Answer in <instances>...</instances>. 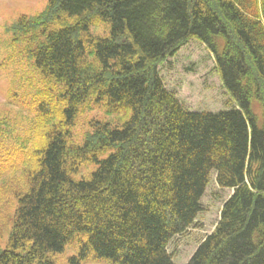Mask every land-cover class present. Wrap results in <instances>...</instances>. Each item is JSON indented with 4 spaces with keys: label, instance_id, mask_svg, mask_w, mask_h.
<instances>
[{
    "label": "trees",
    "instance_id": "16d2710c",
    "mask_svg": "<svg viewBox=\"0 0 264 264\" xmlns=\"http://www.w3.org/2000/svg\"><path fill=\"white\" fill-rule=\"evenodd\" d=\"M97 21L106 35L90 32ZM11 29L62 106L38 101L43 143L0 164L34 163L0 264H56L72 241L78 262L92 250L109 264H176L169 243L196 224L212 176L231 192L185 264H264V0H48ZM190 40L213 53L232 105L191 109L165 85L160 65ZM89 100L127 117L74 143Z\"/></svg>",
    "mask_w": 264,
    "mask_h": 264
},
{
    "label": "rangeland",
    "instance_id": "374dc122",
    "mask_svg": "<svg viewBox=\"0 0 264 264\" xmlns=\"http://www.w3.org/2000/svg\"><path fill=\"white\" fill-rule=\"evenodd\" d=\"M48 0H0V164L5 159L30 156L32 148L44 140L47 125L40 117L37 102L51 99L50 112H58L62 106L57 99V86L44 78L35 68L26 45L14 40L11 26L21 15L32 16L41 12ZM94 35H106L107 25L101 21L90 26ZM222 47V38L218 41ZM214 55L201 42L190 40L175 56L168 58L159 67L165 85L173 90L182 103L191 109L218 110L232 105L214 69ZM80 110L71 126V140L81 143L95 121L118 124L127 117L125 110L108 113L100 103L89 100ZM253 111L261 116L260 104L253 101ZM55 117V116H54ZM53 119L56 124L59 117ZM50 126V125H49ZM23 147V148H22ZM24 149V150H23ZM23 150V151H22ZM31 157V156H30ZM29 165H18L0 174V244L7 242L8 230L16 207L17 196L27 187ZM2 166V165H0ZM93 165H84L74 179L88 175ZM231 190L221 189L214 178L202 198L203 209L196 224L185 233L175 236L168 250L176 264H185L199 242L210 233L220 215L223 201ZM85 240V237H81ZM80 244L67 243L54 256L56 264H109L105 259H96L90 250L87 258L79 259Z\"/></svg>",
    "mask_w": 264,
    "mask_h": 264
}]
</instances>
